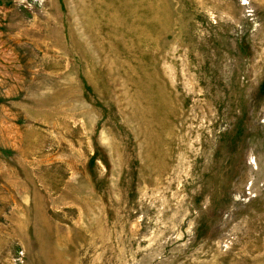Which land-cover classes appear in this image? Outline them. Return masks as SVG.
Listing matches in <instances>:
<instances>
[{"label":"rangeland","instance_id":"obj_1","mask_svg":"<svg viewBox=\"0 0 264 264\" xmlns=\"http://www.w3.org/2000/svg\"><path fill=\"white\" fill-rule=\"evenodd\" d=\"M0 264H264V0H0Z\"/></svg>","mask_w":264,"mask_h":264}]
</instances>
